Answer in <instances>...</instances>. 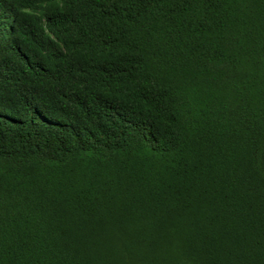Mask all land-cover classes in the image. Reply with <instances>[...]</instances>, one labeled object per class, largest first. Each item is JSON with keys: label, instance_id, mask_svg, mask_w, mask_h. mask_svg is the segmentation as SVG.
I'll return each mask as SVG.
<instances>
[{"label": "trees", "instance_id": "16d2710c", "mask_svg": "<svg viewBox=\"0 0 264 264\" xmlns=\"http://www.w3.org/2000/svg\"><path fill=\"white\" fill-rule=\"evenodd\" d=\"M0 264H264V0H0Z\"/></svg>", "mask_w": 264, "mask_h": 264}]
</instances>
